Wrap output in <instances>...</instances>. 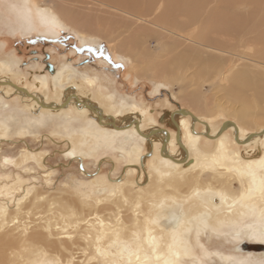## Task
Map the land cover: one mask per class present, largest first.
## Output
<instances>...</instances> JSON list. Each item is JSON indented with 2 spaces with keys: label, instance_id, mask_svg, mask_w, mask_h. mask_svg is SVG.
<instances>
[{
  "label": "bare ground",
  "instance_id": "bare-ground-1",
  "mask_svg": "<svg viewBox=\"0 0 264 264\" xmlns=\"http://www.w3.org/2000/svg\"><path fill=\"white\" fill-rule=\"evenodd\" d=\"M15 1L19 3L16 15L20 24L39 32L55 34L61 31V27H71L79 40L85 42L94 37L83 29L92 23H103L101 20L92 22L89 17L77 19L72 9L63 4L53 5L54 9H51L42 7L43 0ZM63 1L67 2H60ZM94 1L123 15L125 23L115 26L108 21L105 24L109 23L113 31L117 30V35L129 34L115 52L129 62L135 76L140 77L143 73L139 61L141 57L147 55L157 63L164 56L168 58L170 53L180 74L195 66L193 73L198 80L213 77L219 85L228 84L224 94L232 104L225 108L236 119L225 120L235 125L228 124L225 130L218 133L223 121L214 127L210 119L199 114L203 113L202 110L212 112L213 106L209 107L203 97L204 109L199 110V100L192 96V107L176 104L175 109L168 113L172 129L148 127L149 124H146L154 120V116L124 97L117 99L114 92L105 90L107 87L95 74L79 75L69 63L63 62L57 67L49 63L46 71H39L34 79L30 78L29 85L25 76L14 69V64L0 61V86H11L16 93L26 96L23 109H28L26 105L30 101L34 103L33 111H37L38 115L32 117L35 113H31L32 116H25V123L30 124L27 121L31 120L42 122L48 115L63 112L64 122L58 127L65 130L67 156L88 155L101 146L109 147L120 151L128 162L124 170L126 174L140 165V174L145 172L147 177L145 184L134 185L129 178L111 181L96 176L87 184L86 193L79 191L78 204L66 199H49L33 186H20L21 192L13 195L16 186L4 185L5 193L12 194L14 201L11 207L8 201L3 203L0 200V264H14L18 258H24L30 264H184L187 257L193 256L191 264H199L201 259L195 254L192 241L200 240L198 234L207 227L230 232L234 239L239 237L242 229L250 228L248 235L245 232L247 238L241 239L243 234L238 238L235 251L260 253L264 257V248L257 251L247 246L243 250L240 245L245 241L264 246V149L262 154L245 158V155L252 154L250 146L255 141L260 140L264 147V132L247 139L250 133L264 129V122L260 123L261 118L257 116L259 110H264V59L251 51L249 46L245 50L246 45H259L262 47L260 53H264V0H223L228 8L231 4L238 6L244 3H250L252 8L247 14H240L229 13L227 7L222 6L206 13V20L199 27L195 25L196 7L202 9L205 6L202 0L196 3L193 0L190 6L188 0H166L162 17L155 19L145 14L148 7L152 9L151 1H148L147 8H139L136 1L125 4L112 0ZM180 13L182 20L176 23L158 20L172 19L171 14H177L179 18ZM152 33L159 35L155 40V48H158L155 53L147 49L150 48L147 45ZM160 36H165V43L160 42L164 40ZM170 38L173 39L169 41ZM180 45L183 49L176 52ZM243 64L246 68L239 69ZM160 67L166 71L165 65ZM31 85L39 91L36 92ZM83 90L89 98L85 97ZM45 97L50 98L48 102ZM54 98H59L60 102ZM72 106L78 112L72 113ZM86 109L95 115L98 124L85 112ZM123 116L125 121L118 124V118ZM6 119H0L2 137L8 134ZM70 119L81 121V127L70 128ZM252 125L261 126L257 130L244 129ZM176 129L180 144L177 143ZM27 130V126L22 124L17 128L18 134ZM52 133L58 134L56 130ZM201 140L207 148H202ZM146 143L152 151L155 150L150 153L147 169L142 165V158L149 154L143 152ZM237 145L243 147L242 154L235 149ZM28 154L41 157L37 152L27 151L22 154V159L26 160ZM204 170L208 175L205 182L199 177ZM153 179L157 182L155 186L151 184ZM234 181L238 182V187H235ZM105 190L108 192L107 195L103 193L105 197L93 194ZM138 191L144 194L140 196ZM118 197L125 204L127 198H133L132 202H146L149 216L142 214L140 208L131 210L128 207L126 210V206L124 209ZM103 200L112 203V207H107ZM173 204L175 209L166 215L164 207ZM33 209H42L37 219L27 221L28 225L22 222L19 237H10L9 233L19 227L20 217ZM128 223L135 229L126 227ZM194 227L196 231L192 236ZM29 229L32 231L30 234ZM125 229L128 233H124ZM55 236L58 237L56 240L52 238ZM66 242H70L73 249H68ZM89 245L93 246V254L87 256ZM81 256L85 257L81 259ZM223 256L229 259L228 255Z\"/></svg>",
  "mask_w": 264,
  "mask_h": 264
},
{
  "label": "rangeland",
  "instance_id": "rangeland-1",
  "mask_svg": "<svg viewBox=\"0 0 264 264\" xmlns=\"http://www.w3.org/2000/svg\"><path fill=\"white\" fill-rule=\"evenodd\" d=\"M60 1L43 0L41 4L42 7H49L51 9H54L53 5L63 4L65 7L72 9L73 13L77 16V19L89 17L92 22L101 20L103 23L100 25L92 23L90 27H83V30L92 34L94 38L81 42L78 38L79 36L71 27H61V31H58L55 34L39 32L33 27L28 28L24 26V24H20L18 21L16 15L17 7H19L18 1L0 0V61H7L8 63L14 64V69L25 76L29 85L31 84L30 78L33 77L34 79V75L39 71H46L49 63L52 67H57V65L60 66L64 62L65 64H71L79 72V75L83 73H87L90 76L94 74L97 75L101 80L100 82H102V85L107 87L105 90L114 92L117 99L124 97L126 100L139 104L141 108L152 114L154 120L149 121V123L146 124H149L148 127H152L153 125L156 126V129L157 126L165 129H172V126L168 121V113L175 109L176 104L185 107L189 104L192 107V96L195 97L194 99L199 100V107L201 108L199 110L204 109L203 97L206 99L209 107L213 106L212 112L208 113L202 110L201 112L203 113L199 112V114H202V117L206 116L207 119H210L214 127H218L225 119H236L233 113H228L225 108V106L231 107L230 104H232L224 94L228 84L219 85L217 79H214L213 77L207 78L203 81L198 80L193 73L195 66L190 67L184 74H180L177 70L176 61L172 62L174 59L170 58V53L167 55L168 58L165 59L164 56L161 62L157 63L156 61H153V58H150L147 55L141 57L140 60L138 59L141 62L140 68L144 74L141 73V76L137 77L135 76L134 71L131 70L129 62L115 52L117 46L123 39L127 38L129 34L118 33L119 35H117V30L113 31V29L108 26L109 23H107L108 25L105 24V22L108 21L113 25L115 24V26L125 23V21H123V15L120 14V12H116V10L109 8L108 6H100L94 0H67V2L63 1L65 4ZM112 1L121 4L136 1V6L139 8H147L148 1H151L152 3L150 7L152 9L148 7V11L145 14L148 15V18L152 17L154 19L155 17H162L161 13L164 11L162 8L165 7L164 5L166 3V0ZM192 1L193 0H188L189 6ZM198 1L199 0H194L195 3ZM202 1L204 2L203 6H205L202 7V9H199L201 7H196L198 10L195 9L197 19L195 24L196 27L202 25L206 20V13L218 10L222 6L225 8L226 6L223 4V0ZM251 8L252 5L250 3H244L238 6L231 4L229 8L227 7V10L230 12H226L232 13L231 11H234L240 14H247L250 12ZM171 18L172 19L164 18L158 20L160 22L164 20L170 23H176L177 21L182 20V15L180 13V17L177 18V14H171ZM139 24L146 26L145 23ZM151 36L152 38H149V45H147V47L150 48L147 49L155 53L158 50V48H155V40H157L156 37L159 35L152 33ZM160 37L164 39L165 36ZM172 39L173 38H170L169 41ZM165 40L167 39H161L160 42L163 44L165 43ZM247 46L251 48V51L257 53L258 57L264 59V53H260L262 47L259 45H246L245 50ZM181 48L183 49V45L177 47L176 52L178 50L181 51ZM161 65L166 66L164 67L166 71H163L160 67ZM244 65L245 64L240 65L239 69L246 68ZM79 75H76L75 77L79 78ZM108 76L109 78L107 80ZM71 80L82 81V79L77 78H72ZM6 87L12 88L7 85L0 86V119H6L7 117L6 121L8 123V134L3 137L0 135V200L3 201V203L8 201L9 204H7L12 207L14 201V199L12 200V194L5 193V190L3 189L4 185L8 186L13 184L16 186L13 195L17 194V192H21L20 186L22 188L33 186L38 192L42 193L43 196H46L49 199H66L67 201H71V203L74 202L78 204L80 197L79 191H81V193H86L85 189L87 184H89V182L96 176H103L111 181L129 178V181H133L134 185L137 183L145 184L147 182L145 172L140 174V165H137L129 174H126L124 170L127 169L125 166L128 162L122 157L120 151L113 150L109 147L103 146L102 148L101 146L88 155L80 154L77 157L67 156L65 154V150L68 147L67 142L65 141V130L58 127V124L64 122L63 118L65 113H56L52 116L48 115V118L42 122H34L33 120L27 121L28 123L31 122L30 124H27L23 121L25 116H32L31 113H35L32 117L38 115L37 111H33L34 107L32 106H34V103L30 101V104L26 105L28 109H23V100L27 97L19 95L13 88L9 90ZM32 88L36 92L39 91V89L34 86H32ZM83 92L86 98L90 97L85 90H83ZM247 94H250V92ZM45 99V101L48 102L50 98L45 97ZM54 99L60 102L59 98ZM72 110V113L78 112L74 106H72ZM85 112L89 113L98 124L97 118L91 111L86 109ZM80 114H82V112ZM257 116L258 118H261V120H259L260 123H263L264 120H262V117H264V110H259ZM118 119V124L125 121L124 116ZM259 121L257 122L259 123ZM21 124L27 126L28 130L26 132L24 131L25 133L18 134L17 128ZM69 124L70 128L81 127V121L78 119H70ZM259 126L261 125H258L257 127L255 125L249 127L246 126L247 128L244 129H247V131L257 130ZM52 130H56L58 134L52 133ZM196 130L199 129L196 128ZM228 135L232 138L231 132H229ZM260 142V140H257L250 146L252 154L245 155V158L250 157L251 155L256 156L262 154L261 151H263L264 147L262 142ZM201 146L204 149L208 147L206 143L204 145V140H201ZM237 147L238 148L235 149L239 150L242 154L243 147L238 145ZM151 148L152 147H149L146 143L143 150L145 154L149 153L142 158L144 161L142 162L143 168L146 169L147 161L151 158L150 153L153 151L155 152V150L153 149L152 151ZM27 151H32V153L37 152L42 158L28 154L27 159L23 160L22 154ZM204 171L200 172L199 177L201 178V181L205 182L208 180V175H206V171ZM151 184L155 186L157 184L156 180H151ZM234 185L235 187L239 186L237 181H234ZM136 188L137 186H135V189ZM180 190L182 191L184 188H180ZM103 193L107 195L108 192L107 190H105V192L102 191V193H97V191L95 193L93 192L94 195L102 194L101 198L105 197ZM134 193L136 195L135 190ZM138 193L141 196L143 192L138 191ZM84 196L87 197V195ZM119 200V204H121L124 209L126 206V210L128 207H130L131 210L140 208L142 214L144 213L146 216H149V209L146 202H144L145 204L143 202L139 203V201L132 202L134 201L133 198H127V204H125L122 202V198ZM142 200L145 199L142 198ZM105 202L104 203L107 207H112V203L108 201ZM175 207L174 204L172 206L164 207L163 212L168 214V212L171 209L174 210ZM41 211L42 209H33L31 213L22 215L19 221L20 225L16 228L17 231H11L9 233L10 237H19L18 230L20 231L21 229V223H27L29 220L37 219V216ZM44 214L45 212L42 213V215ZM162 221L163 219L160 224ZM126 227L129 229H135V226L133 227L131 223H128ZM249 229L250 228H247V230L242 229L244 233L241 232L238 238H240L242 234L243 238L241 237V239L247 238V231ZM195 231L196 228L194 227L191 230L192 236ZM30 232L32 231L29 229L28 233L30 234ZM124 233H128V230L125 229ZM198 237L200 240L196 241L192 238V243L195 254L201 259L199 264L202 262V264H264V257L260 253L240 252V254L239 252H236L234 246L237 245V242L240 239L237 237L234 239L230 235V232L224 230H210L207 227L200 231ZM52 238L56 240L58 237L55 236ZM66 243L68 249H73V245L70 242ZM92 249L93 246L89 245L87 256L93 254ZM67 252L69 251H66V255L68 254ZM223 254L228 255L229 259H225ZM249 254H251V256ZM81 257V259H83L85 256ZM193 258L194 256L187 257L184 264H191ZM14 264L30 263L24 258H18L15 260Z\"/></svg>",
  "mask_w": 264,
  "mask_h": 264
},
{
  "label": "water",
  "instance_id": "water-1",
  "mask_svg": "<svg viewBox=\"0 0 264 264\" xmlns=\"http://www.w3.org/2000/svg\"><path fill=\"white\" fill-rule=\"evenodd\" d=\"M17 88H19V87H17ZM28 94V93H27ZM61 105H63V104H61ZM182 113H184V114H189V113H187V112H185V111H181ZM98 117H100L99 115H98ZM193 117V116H192ZM171 119H172V117H171ZM196 120V119H195ZM201 122L204 124V125H207V123L206 122H203L202 120H201ZM228 124H230V125H233L234 123L232 122V121H230V120H224L222 123H221V125H220V128H219V131H218V133H221L223 130H225L226 128H227V125ZM235 125V124H234ZM178 128V127H177ZM159 130V129H158ZM176 131H177V133H176V139H177V143L178 144H180V141H179V137H178V129H176ZM264 132V129H262L260 132H258V133H250L249 135H248V138L247 139H250V137L251 136H255V135H257V134H260V133H263ZM168 135V134H167ZM235 139L237 140V136H236V134H235ZM163 147H164V143L161 145V147H160V151H161V153H162V150H163ZM180 161V160H179ZM240 245H241V247L243 248V250L244 249H246L247 248V246L248 247H251V250H257V251H260V250H262L263 248H264V246H263V244H260V243H247V242H245V241H243L242 243H240Z\"/></svg>",
  "mask_w": 264,
  "mask_h": 264
}]
</instances>
